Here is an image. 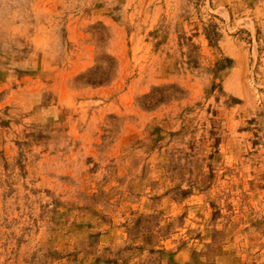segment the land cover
I'll return each mask as SVG.
<instances>
[{
  "label": "rangeland",
  "instance_id": "rangeland-1",
  "mask_svg": "<svg viewBox=\"0 0 264 264\" xmlns=\"http://www.w3.org/2000/svg\"><path fill=\"white\" fill-rule=\"evenodd\" d=\"M198 234L264 264V0H0V264Z\"/></svg>",
  "mask_w": 264,
  "mask_h": 264
},
{
  "label": "crops",
  "instance_id": "crops-1",
  "mask_svg": "<svg viewBox=\"0 0 264 264\" xmlns=\"http://www.w3.org/2000/svg\"><path fill=\"white\" fill-rule=\"evenodd\" d=\"M134 241L135 243H138V245L143 246L142 253H140L139 256H135V254H132L134 255V257L130 258L129 262L127 263H136L138 262L137 257H142L146 259L145 264H148L149 259H152V245L148 243L146 236H141ZM192 241L196 245L193 246L186 243V245L180 247L175 251L174 255L171 256V259L168 258L167 254L162 255L154 262V264H168L170 261L174 264H191V260L194 261L195 264H226V259L222 260V257L219 254L215 256V259H213V261L210 259V252H208V250L212 244V241L209 236L206 237L202 234L194 235ZM162 243H164L163 240ZM222 254L224 257L225 255L223 252Z\"/></svg>",
  "mask_w": 264,
  "mask_h": 264
}]
</instances>
